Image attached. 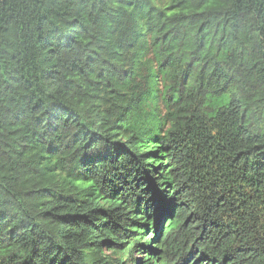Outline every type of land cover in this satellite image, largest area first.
<instances>
[{"label":"trees","instance_id":"16d2710c","mask_svg":"<svg viewBox=\"0 0 264 264\" xmlns=\"http://www.w3.org/2000/svg\"><path fill=\"white\" fill-rule=\"evenodd\" d=\"M0 264H264V0H0Z\"/></svg>","mask_w":264,"mask_h":264}]
</instances>
